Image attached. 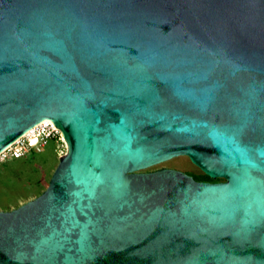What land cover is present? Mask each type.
<instances>
[{"label":"water","instance_id":"obj_1","mask_svg":"<svg viewBox=\"0 0 264 264\" xmlns=\"http://www.w3.org/2000/svg\"><path fill=\"white\" fill-rule=\"evenodd\" d=\"M44 119L0 264H264V0H0V153Z\"/></svg>","mask_w":264,"mask_h":264},{"label":"rangeland","instance_id":"obj_2","mask_svg":"<svg viewBox=\"0 0 264 264\" xmlns=\"http://www.w3.org/2000/svg\"><path fill=\"white\" fill-rule=\"evenodd\" d=\"M51 143L43 152L0 164V211H11L38 197L47 187L59 164ZM162 167L173 168L192 175L204 176L188 157L180 156L148 170ZM222 181V179L210 180Z\"/></svg>","mask_w":264,"mask_h":264},{"label":"built area","instance_id":"obj_3","mask_svg":"<svg viewBox=\"0 0 264 264\" xmlns=\"http://www.w3.org/2000/svg\"><path fill=\"white\" fill-rule=\"evenodd\" d=\"M51 143L54 146L55 156L60 160L68 152L67 142L62 131L56 128L50 120L44 119L0 153V164L43 152Z\"/></svg>","mask_w":264,"mask_h":264},{"label":"trees","instance_id":"obj_4","mask_svg":"<svg viewBox=\"0 0 264 264\" xmlns=\"http://www.w3.org/2000/svg\"><path fill=\"white\" fill-rule=\"evenodd\" d=\"M196 180H198V181H210L211 179L208 177V176H206V175H204V176H202V177H199V178H195Z\"/></svg>","mask_w":264,"mask_h":264}]
</instances>
